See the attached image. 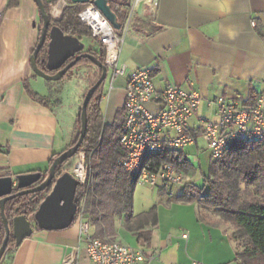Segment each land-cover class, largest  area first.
<instances>
[{
    "label": "crops",
    "instance_id": "crops-1",
    "mask_svg": "<svg viewBox=\"0 0 264 264\" xmlns=\"http://www.w3.org/2000/svg\"><path fill=\"white\" fill-rule=\"evenodd\" d=\"M7 3L0 0V176L44 173L53 156L75 139L79 104L69 115L64 113L63 90L37 76L31 67L42 26L35 1L20 0L10 9ZM50 13L54 17V6ZM120 64L127 73L149 68L157 88L171 84L197 90L201 102L191 121L217 119L216 107L209 102L218 97L238 99L243 107H250L257 94H264V0H157L153 5L146 0L123 31ZM74 74L78 76V69L72 80ZM127 79L118 77L112 82L110 78L107 93L105 88L102 108L108 124L118 115L124 121ZM26 84L48 98V106L33 99ZM148 107L153 112L158 109L155 104ZM199 138L184 149L189 148L185 152L190 161L196 151L199 155ZM208 220L219 222V217L208 216L205 223L213 242L215 236L222 239V248L231 226H215ZM83 224H88L94 237L89 222L79 216L65 229L35 228L2 264H90ZM195 238L194 229L174 235L159 224L150 243L140 241L138 246L146 252L148 264L207 262L203 253L191 251ZM183 241L188 243L185 252Z\"/></svg>",
    "mask_w": 264,
    "mask_h": 264
},
{
    "label": "trees",
    "instance_id": "trees-1",
    "mask_svg": "<svg viewBox=\"0 0 264 264\" xmlns=\"http://www.w3.org/2000/svg\"><path fill=\"white\" fill-rule=\"evenodd\" d=\"M59 0H43L48 13L51 6H55ZM67 7L62 12L61 18H51V26H58L65 35L76 37L86 46L87 52L105 63L106 50L93 38L90 27L84 24L78 17L86 8L85 4H75L71 0H65ZM20 0H8L7 9L19 4ZM131 0H110L112 11L116 14L121 28L117 30L122 36L124 27L129 18V6ZM41 23L42 19L40 17ZM48 42L40 50L37 64L40 69L46 70L48 56ZM82 65H92L88 58H81L68 74L60 81L70 78L73 71ZM101 76V70L99 77ZM106 83V82H105ZM105 83H102L87 107L88 127L87 134L78 153L63 162L56 169V178L67 172V168L73 165L74 159L81 152L85 153L88 167V180L77 190V196L84 199V206H78L77 216L83 214L86 221H93L96 232L94 237L105 241H115L108 237L103 228V221L115 224L117 219L124 222L127 230L136 238L137 242L143 241L149 244L153 229L159 225V213L157 206L137 215L133 212L134 192L137 181L127 173L121 164V160L127 156L126 150L120 142V134L123 122L118 115L114 123L105 122L102 108ZM28 94L48 106V98H44L32 90L26 84ZM81 125V110L78 116ZM79 138V137H78ZM75 139L68 148L74 146ZM67 150V149H66ZM64 152V151H63ZM61 154V153H60ZM60 154H55L50 161ZM153 165L170 163L178 171L184 172L188 181L182 186L180 195L175 198L181 203H196L199 208V219L205 221L208 216L202 214L203 209L211 210L219 217V222L210 221L215 226L221 224L230 225L229 238L234 244L235 261L238 264H264V142L263 141H233L223 158L211 161L209 173L203 175L201 166L193 164L188 153L184 150L165 149L162 153L153 155ZM48 171L43 173L45 177ZM201 174L200 182L195 178ZM55 180L45 190L33 195H22L9 200L5 206V217L12 224L17 215H34L40 204L51 192ZM205 188L207 190L204 193ZM19 191V190H17ZM166 196L165 192H160ZM170 199V200H173ZM106 214V215H104ZM100 227L101 234L97 231ZM100 230V229H99ZM6 236L3 217L0 213V247ZM19 246L15 239L11 238L2 256L0 264L8 258Z\"/></svg>",
    "mask_w": 264,
    "mask_h": 264
},
{
    "label": "built area",
    "instance_id": "built-area-1",
    "mask_svg": "<svg viewBox=\"0 0 264 264\" xmlns=\"http://www.w3.org/2000/svg\"><path fill=\"white\" fill-rule=\"evenodd\" d=\"M64 1V0H63ZM156 4L157 0H147ZM146 0H132L129 18L124 27L128 28L136 8ZM78 17L90 27L93 38L106 50L105 65L111 71L112 82L127 76L125 118L120 134V142L127 152L121 160L123 169L137 182L147 184L152 189L165 192L169 199L178 195V189L188 179L184 172L173 164L153 165L152 156L165 149L184 150L203 138L208 144L211 159L219 160L236 140L264 142V94H257L250 107H243L238 99L218 97L209 102L216 107L217 119L200 118L199 125L192 127L191 119L196 115L201 96L195 89L184 90L168 84L157 88L149 68L127 73L126 66L120 64L122 36L93 3L87 4ZM149 104L158 106L157 111L149 109ZM72 172L82 185L88 180V167L84 152ZM81 171V173L79 172ZM84 206V199L79 205ZM81 218L83 214L78 215ZM87 243L90 264H148L146 252L141 247H133L120 241H105L89 233L88 224L82 225ZM187 238V234H183ZM179 264H207L190 260Z\"/></svg>",
    "mask_w": 264,
    "mask_h": 264
},
{
    "label": "water",
    "instance_id": "water-1",
    "mask_svg": "<svg viewBox=\"0 0 264 264\" xmlns=\"http://www.w3.org/2000/svg\"><path fill=\"white\" fill-rule=\"evenodd\" d=\"M38 6L42 19L41 33L38 44L30 58V63L35 74L47 81H60L83 57L90 59L93 64L101 70L98 81L88 90L81 106V129L77 143L57 156L49 170L47 176L42 172H31L27 174L3 175L0 176V213L6 230V236L0 247V262L9 243L11 234L15 243L19 246L26 238L32 236L34 227L27 215H17L13 218L12 224L5 217V206L9 200L29 193L45 190L55 180L51 192L46 196L35 212L33 219L37 229L60 230L70 227L76 220L80 198L77 190L82 185L72 173L66 172L56 178V169L66 160L74 157L80 150L87 134L88 117L87 107L98 87L105 83L108 77L107 66L97 57L84 52L85 44L76 37L65 35L58 26H51L52 14L48 13L43 0H34ZM75 4H90L102 12V14L113 25L115 30L121 28L116 14L110 7V0H71ZM48 42V56L46 60V70L55 72L49 74L40 69L37 64V57L40 50ZM43 178H45L43 180ZM37 184V185H36ZM36 185V186H34ZM20 190L16 193L14 191Z\"/></svg>",
    "mask_w": 264,
    "mask_h": 264
},
{
    "label": "rangeland",
    "instance_id": "rangeland-1",
    "mask_svg": "<svg viewBox=\"0 0 264 264\" xmlns=\"http://www.w3.org/2000/svg\"><path fill=\"white\" fill-rule=\"evenodd\" d=\"M55 7V15L54 19L59 20L61 18L62 12L67 7V2L64 0H59ZM51 10V9H50ZM90 41H86V46L90 45ZM78 76L74 74L73 80L70 78H66L63 81H52L51 84H56V86H60L61 99L63 103L64 113H68L71 109L75 108L77 104H79V112L77 114L75 120V139H78L79 132L81 129V125L78 123V116L80 114L81 106L84 100L85 95L88 90L98 81L100 69L96 66L92 65H82L77 67ZM76 69L73 72H76ZM111 71H109L108 78L105 83L106 93L109 91L111 87ZM58 84V85H57ZM54 105V104H53ZM55 106V105H54ZM56 110L57 107L55 106ZM103 108H105V102H103ZM63 114V113H62ZM199 125V120L191 121V125L193 124ZM74 139V140H75ZM73 140V141H74ZM72 141V142H73ZM71 142V143H72ZM199 155L197 157V151L191 150L195 152V154L191 155V161L194 164L201 166V172L203 175H207L209 173V168L211 165V154L207 149L208 144L203 138H199ZM193 149V148H191ZM185 151L190 152L189 148ZM81 153V151H80ZM80 160V155H78L73 162V165L67 168V172L72 173L75 170L76 165ZM201 174L195 178L197 182L201 181ZM207 188H205V191ZM182 191V187L178 189V195H180ZM153 206H157L159 213V224L162 227H167L172 230L174 235H181L183 230H191L194 229L196 232V238L191 240L190 249L192 252H200L205 255V263L207 264H238L235 259V249L234 244L229 247L230 238L227 237L226 241L222 245L221 238L214 237V242L210 237L208 225L205 221L199 219V208L196 203H181L176 201L175 199L170 200L167 196L161 195V193L149 187L147 184L142 182H137L135 186L134 192V204H133V212L135 215L142 213L144 211H148ZM209 213H208V212ZM202 214L205 216H211L212 218L218 217L211 210L203 209ZM106 215V214H104ZM89 224L91 226L90 231L92 233L96 232V228L93 225V221L90 220ZM103 228L105 229L109 238L114 239L116 241H120L124 244L139 247L138 242L135 237L127 230L124 225V222L120 219H117L115 224L108 223L107 219L103 221ZM100 229V230H99ZM97 231L101 234L102 227H100ZM232 230V229H230ZM223 232V231H222ZM220 231L219 235L224 236V234ZM183 240V239H182ZM188 243L186 241L181 242V250L184 252L187 251ZM231 255V257H229ZM191 260H199L200 259H191ZM204 262V261H203Z\"/></svg>",
    "mask_w": 264,
    "mask_h": 264
},
{
    "label": "flooded vegetation",
    "instance_id": "flooded-vegetation-1",
    "mask_svg": "<svg viewBox=\"0 0 264 264\" xmlns=\"http://www.w3.org/2000/svg\"><path fill=\"white\" fill-rule=\"evenodd\" d=\"M55 72H51V74H54ZM47 176V175H46ZM46 178V177H45ZM45 178H43V180L45 179ZM37 185V184H36ZM36 185H34V186H36ZM49 187V186H48ZM47 187V188H48ZM46 188V189H47ZM45 189V190H46ZM45 190H43V191H45ZM20 191V190H19ZM16 192H18V191H14V193H16ZM36 193H38V192H34V193H29V194H27V195H33V194H36ZM33 216L34 215H30V216H28V218L32 221V224H33V227H34V229L36 228V224H35V222H34V219H33ZM11 238H13V235L11 234V236H10V239Z\"/></svg>",
    "mask_w": 264,
    "mask_h": 264
},
{
    "label": "bare ground",
    "instance_id": "bare-ground-1",
    "mask_svg": "<svg viewBox=\"0 0 264 264\" xmlns=\"http://www.w3.org/2000/svg\"><path fill=\"white\" fill-rule=\"evenodd\" d=\"M81 173V171H79Z\"/></svg>",
    "mask_w": 264,
    "mask_h": 264
}]
</instances>
